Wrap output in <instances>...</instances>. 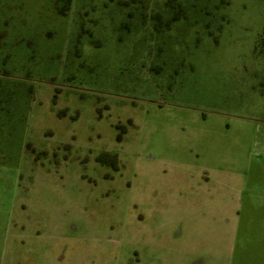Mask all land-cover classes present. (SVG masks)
I'll use <instances>...</instances> for the list:
<instances>
[{"label":"rangeland","instance_id":"1","mask_svg":"<svg viewBox=\"0 0 264 264\" xmlns=\"http://www.w3.org/2000/svg\"><path fill=\"white\" fill-rule=\"evenodd\" d=\"M223 16L216 45L204 27ZM0 106L24 119L0 146L19 176L10 255L21 219L22 249L54 246L56 264H137L146 205L195 174L179 162L236 126L257 138L264 0H0Z\"/></svg>","mask_w":264,"mask_h":264},{"label":"crops","instance_id":"2","mask_svg":"<svg viewBox=\"0 0 264 264\" xmlns=\"http://www.w3.org/2000/svg\"><path fill=\"white\" fill-rule=\"evenodd\" d=\"M10 113L0 106V146L24 129L23 115L19 123L18 112ZM236 127L235 139L213 143L208 158L179 162L195 174L168 193L172 202L146 205L143 240L135 237L137 264H264V123L255 127L257 138L251 141L245 126ZM7 158L0 149V165ZM18 177L0 167V264H56L54 246L43 250L33 243L22 249L27 227L21 219L11 222L19 240L10 255L9 195H19ZM157 189L150 191L157 194Z\"/></svg>","mask_w":264,"mask_h":264},{"label":"trees","instance_id":"3","mask_svg":"<svg viewBox=\"0 0 264 264\" xmlns=\"http://www.w3.org/2000/svg\"><path fill=\"white\" fill-rule=\"evenodd\" d=\"M228 4L229 3H227V6L226 7H228ZM161 17L160 16H157L156 17V20H158V19H160ZM182 18V16H180V13L178 12L177 14H175L169 21L167 20V21H164V23L166 24V25H168L171 21L173 22V21H177V20H180ZM228 23V19H227V17L226 16H223V18H222V22L221 23H219V26L217 27V31H216V33H212V31L209 29V25H206L205 27H204V29L207 31V33H206V35H207V37L208 38H210L215 44L217 43V41H218V37H219V35H220V33L222 32V30H223V28L225 27V25ZM155 29H157L158 27H157V25H155V27H154ZM263 39L262 38H260L259 40H258V42H257V45L259 46V44H260V42L262 41ZM99 162V161H98ZM100 163H101V161H100ZM112 168H115V167H112Z\"/></svg>","mask_w":264,"mask_h":264}]
</instances>
